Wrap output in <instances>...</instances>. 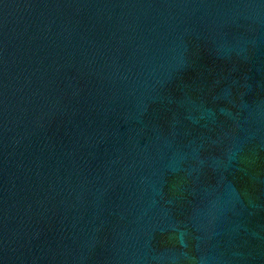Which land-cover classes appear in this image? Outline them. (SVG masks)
Returning a JSON list of instances; mask_svg holds the SVG:
<instances>
[{"label": "water", "instance_id": "water-1", "mask_svg": "<svg viewBox=\"0 0 264 264\" xmlns=\"http://www.w3.org/2000/svg\"><path fill=\"white\" fill-rule=\"evenodd\" d=\"M0 264H264V0H0Z\"/></svg>", "mask_w": 264, "mask_h": 264}]
</instances>
